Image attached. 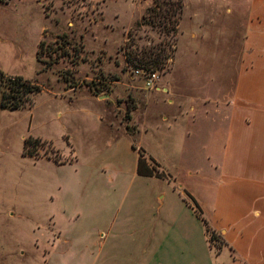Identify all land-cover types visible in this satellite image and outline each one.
Segmentation results:
<instances>
[{
  "label": "rangeland",
  "instance_id": "rangeland-1",
  "mask_svg": "<svg viewBox=\"0 0 264 264\" xmlns=\"http://www.w3.org/2000/svg\"><path fill=\"white\" fill-rule=\"evenodd\" d=\"M152 1L0 0V73L39 88L30 108L0 109V264H183L191 252L178 235L182 200L202 197L194 166L212 122L161 118L174 111L177 82L190 100L227 94L239 32L232 19L225 75L174 73L169 85L187 21L162 72L124 62L128 34L138 47L157 42L141 20ZM28 137L45 143L35 156L22 155ZM138 150L174 182L137 176Z\"/></svg>",
  "mask_w": 264,
  "mask_h": 264
},
{
  "label": "crops",
  "instance_id": "crops-1",
  "mask_svg": "<svg viewBox=\"0 0 264 264\" xmlns=\"http://www.w3.org/2000/svg\"><path fill=\"white\" fill-rule=\"evenodd\" d=\"M232 19L239 32L232 88L216 101L190 100L177 82L176 101L166 106L174 111L161 118L194 126L200 116H209L212 122L194 166L202 178V197L185 193L188 204L182 200L185 212L178 235L191 251L182 258L183 264H264V0H183L179 23L189 25L183 38L186 45L168 79L174 85V73L225 75L231 66L224 46L232 37ZM150 179L174 182L169 177ZM201 219L221 240L216 251L208 247Z\"/></svg>",
  "mask_w": 264,
  "mask_h": 264
},
{
  "label": "trees",
  "instance_id": "trees-1",
  "mask_svg": "<svg viewBox=\"0 0 264 264\" xmlns=\"http://www.w3.org/2000/svg\"><path fill=\"white\" fill-rule=\"evenodd\" d=\"M182 8L181 0L152 1V7L145 11V15L142 16L141 20L143 26L149 27V31L155 33L157 42L147 38L152 45L138 47L137 44H134L133 39H131V35L128 34L127 42L123 46V57L126 67L141 70L148 77L162 72L166 68L167 62L175 49L174 44ZM42 44V41L37 44L38 51L36 55L41 50ZM38 92L39 88L33 82L18 76H6L0 73V109L14 111L30 108L32 104L31 99ZM42 144L45 143L39 142L37 138L32 139L28 137L24 139L22 142V155L28 157L35 156L37 148ZM29 146L30 149H27ZM146 159L155 169L157 168V165L151 158L146 157ZM53 161L57 162L55 159ZM153 167H150L146 163L142 151L138 150L135 174L140 177L162 179V174L155 172ZM191 203L195 215L199 216L197 206L192 200ZM201 222L207 237L209 249H218L221 245L219 236L206 225L204 220L201 219ZM213 244L217 245V247H213Z\"/></svg>",
  "mask_w": 264,
  "mask_h": 264
},
{
  "label": "built area",
  "instance_id": "built-area-1",
  "mask_svg": "<svg viewBox=\"0 0 264 264\" xmlns=\"http://www.w3.org/2000/svg\"><path fill=\"white\" fill-rule=\"evenodd\" d=\"M149 85V84H148Z\"/></svg>",
  "mask_w": 264,
  "mask_h": 264
}]
</instances>
